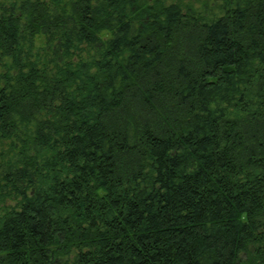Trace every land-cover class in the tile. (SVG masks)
Here are the masks:
<instances>
[{"label":"trees","instance_id":"16d2710c","mask_svg":"<svg viewBox=\"0 0 264 264\" xmlns=\"http://www.w3.org/2000/svg\"><path fill=\"white\" fill-rule=\"evenodd\" d=\"M0 0V264H264V0Z\"/></svg>","mask_w":264,"mask_h":264},{"label":"rangeland","instance_id":"374dc122","mask_svg":"<svg viewBox=\"0 0 264 264\" xmlns=\"http://www.w3.org/2000/svg\"><path fill=\"white\" fill-rule=\"evenodd\" d=\"M167 1H170V0H167ZM172 1L179 2L180 4H183V5H190L195 8L200 7L198 0H172Z\"/></svg>","mask_w":264,"mask_h":264}]
</instances>
